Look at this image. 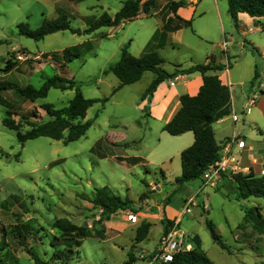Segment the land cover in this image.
Returning <instances> with one entry per match:
<instances>
[{"label":"rangeland","instance_id":"rangeland-1","mask_svg":"<svg viewBox=\"0 0 264 264\" xmlns=\"http://www.w3.org/2000/svg\"><path fill=\"white\" fill-rule=\"evenodd\" d=\"M124 1L0 0V40L4 41L0 45V69L6 59L14 61L16 54L23 53V50L30 56L29 61H16V67L8 74L0 71V83L38 88L47 77L65 75L66 79L74 81L84 98L106 99L87 110L85 120L92 121V125L85 136L68 144L39 137L27 140L21 146L16 132L1 124L6 110L0 106V237L3 227L7 226L8 230L9 225L15 224L12 213L19 214V223L28 221L34 229L43 230L36 237L45 234L43 241H36L34 246L40 258L48 261L52 254L49 241L57 235L51 225L58 219H68L86 227L91 234L82 241L70 264H124L128 253L135 257L133 264H163L154 259L159 252L164 224L149 218L151 225L146 238L135 243L134 237L135 222L139 218L137 213L153 216L164 212L176 216L169 220L173 224L168 232L174 230L177 238L189 246L197 236L201 250L213 264H264V233L257 232L251 222L244 221L242 210L257 207L264 216V199L236 201L230 178L236 173L232 172H227L226 179L220 178L221 183L216 180L199 188V181H194L175 188L174 179L181 173L180 153L192 142L187 146L184 139L187 137L169 135L163 131L164 122L150 115L153 95L145 99L141 97L153 79L152 73H145L139 82L124 86L113 95L111 93L119 81L112 73L104 74L119 60L125 45L132 56L149 51L154 44L152 36L160 31L158 25L161 27V19L168 13L167 5L178 0H157L154 10L146 14L141 10L130 21L113 28H100L90 35L63 31L47 35L42 41H33L18 34L19 23L35 29L43 20L62 15L67 17L71 28L83 31L103 14L112 18ZM145 1L141 0L140 4ZM195 4L194 18L190 27L183 28L180 45L173 41L161 51L162 69L171 71L172 59H177L182 67L202 64L207 51L220 45L224 37L232 38L228 53L234 56H229V69L240 59L243 61L232 71L233 76L237 78L243 74V68L256 65L257 76L254 77V68L250 67L253 72L249 83L254 87L258 83L261 89L264 88V57L252 50L248 43L249 49L239 52L235 42L243 39L227 11L226 0H198ZM254 33L248 34L246 39L264 44V35L260 37L262 32ZM72 47H77L79 58L61 68L58 60L62 51ZM47 55L50 58L44 60ZM13 90H4L0 94L19 108V115L14 119L21 133L28 129L27 122L45 123L49 120L40 105L51 104L55 109H62L74 96V90L51 89L46 98L32 103L17 99ZM241 90L243 87L233 80L231 94L235 105L241 100ZM30 112L35 113L34 119L25 121L21 118V114L26 116ZM251 116H242L245 122L237 124V130L246 140L251 139L248 129L256 134L248 124ZM253 116L264 131L262 115L255 111ZM216 131L219 144L224 138V130L217 128ZM187 134L193 141V134ZM256 135L261 140L259 134ZM235 159L240 161L237 154ZM54 162L57 164L51 166ZM252 165L255 175L264 176V150L256 152ZM237 166H241L240 162ZM96 188H107L110 194L128 200L129 209L118 210L109 219L93 203ZM194 194V198L184 202L185 197ZM168 196V210H162ZM125 214H130V220L124 219ZM206 219L215 225L225 249L212 240ZM119 223L128 227L121 230L117 227ZM97 233H103L104 240H99ZM12 242L10 248L18 263L33 264Z\"/></svg>","mask_w":264,"mask_h":264},{"label":"trees","instance_id":"trees-1","mask_svg":"<svg viewBox=\"0 0 264 264\" xmlns=\"http://www.w3.org/2000/svg\"><path fill=\"white\" fill-rule=\"evenodd\" d=\"M141 0H126L123 2L119 11L111 18L107 14H103L99 19L94 20L85 30L73 29L66 16L62 15L52 20H43L41 25L35 29L29 28L25 23L17 25L18 34L33 41H42L47 35L57 32L69 31L71 34L90 35L100 28L117 27L120 23L130 21L139 15L142 10L144 14L156 8L157 0H147L140 4ZM228 13L237 27V15L245 13L252 18H264V0H226ZM186 5V0H178L167 5L168 14L172 17L162 18V31H157L153 37L151 49L145 52L142 56L136 58L128 51V45L121 49L120 58L114 64H111L105 73H112L118 79V85L113 89L112 95L124 86L132 85L138 82L145 72L155 74V78L151 81L147 89L142 94L141 99L151 96L157 86L164 80L175 77L177 73L168 74L161 69L163 60L160 58L154 48L161 47L164 41L161 38L166 32H174L184 27H190L191 21L180 19L176 12L179 8ZM264 28V25H262ZM163 33V34H161ZM164 38V37H163ZM161 41V42H160ZM4 44L0 40V45ZM154 47V48H153ZM26 53V50H23ZM61 59L58 64L64 68L66 63L79 58L80 52L77 47L68 48L62 51ZM45 56V55H44ZM16 67V60L6 59L3 69L0 71L8 74ZM229 68L227 65L215 64L211 58L208 63L198 64L181 73L188 75L198 73L202 76V86L195 96L182 95L179 98L180 108L171 120L164 125L163 131H166L171 136H180L184 133L191 132L194 141L191 146L184 149L180 153L181 173L180 176L174 179L175 188H179L184 184L193 181H203V174L220 161V146L216 143L212 125L227 117L231 112V96L229 88L221 83L217 75H211L210 72H216ZM257 71H255V77ZM14 89L13 93L17 99L22 101L35 102L47 97L51 89H57L61 92L74 90V96L68 101L66 107L55 109L51 104H42L40 109L44 111L48 117L45 123L27 122L28 129L21 133L20 126L15 121L19 108L12 102L6 100L0 94V106L6 111L1 120V124L7 129L13 130L17 134V138L21 146L27 140L46 137L54 141H61L63 144L78 141L85 136L86 132L92 125V121H86L87 110L97 102H105L99 99H86L81 94L79 88L75 86L72 79H66L57 74L52 77H47L42 84L35 88L31 85L24 87H15L13 83H0L1 91ZM21 118L25 121L35 118V113L22 115ZM57 164L54 162L51 166ZM229 173V172H228ZM228 173L222 172L221 179H226ZM233 183L234 199L236 201H244L249 198L264 199V176H257L252 169L249 172L236 173L230 175ZM169 202L167 198L166 204ZM93 203L101 208L102 213L109 216V219L118 210L129 209V201L122 200L120 197L110 194L107 188L94 189ZM165 204V205H166ZM4 204H2V207ZM244 221L252 223L253 228L264 233V216H262L257 207L243 208ZM15 224L3 227L0 237V264H19L17 258L13 255L10 248L11 241L16 243V246L21 249L33 264H70L72 256L78 252L82 241L89 238L90 231L84 226H78L68 219H58L54 221L51 228L57 232V235L49 241V247L52 250L49 260H42L36 252L35 242H42L45 234L37 235L43 232L42 229H34L31 222H20L21 215L13 214ZM163 235L168 233L169 226L173 222L162 219ZM207 229L209 230L212 240L221 248H224L223 243L216 231L215 225L208 219L205 220ZM150 224L142 222L135 232V243H141L147 236ZM103 233H97L99 240H104ZM193 248L189 251H178L173 257V261L168 264H213L201 250V242L197 236H194L191 241ZM127 261L124 264H133L135 259L133 254H127Z\"/></svg>","mask_w":264,"mask_h":264},{"label":"crops","instance_id":"crops-1","mask_svg":"<svg viewBox=\"0 0 264 264\" xmlns=\"http://www.w3.org/2000/svg\"><path fill=\"white\" fill-rule=\"evenodd\" d=\"M196 1H198V0H187L186 5L184 7L179 8L176 12V15L180 19H183L186 21H188V20L191 21L194 18V13H195L194 5H197V4H195ZM217 11H218L217 13L219 14V16H221L219 9H217ZM227 11H228V9H227ZM169 17L173 18V15L168 14V15H165L164 18L167 19ZM161 21H162V19H161ZM162 25H163V23L161 24V27L158 25V29L159 28L162 29ZM262 25H264V18H259V19L252 18V17H249L245 13H239L237 15V27L235 25H234V27L237 28V32H238L239 36L242 37L243 40H242V42L236 41L235 44L237 45V47H239L240 53H244L245 49H249V47H247V44H246V43H248L252 50H255L256 52L259 53V55L261 57H264V44L259 43L255 39H251V41H248L246 39V36L248 34H255L254 32H262V34L260 35V37H262V35H264V28H262ZM249 28H251L253 31L249 32L248 31ZM161 29H159V30L162 31ZM182 31H183V29H180V30H177L174 32H166L164 34L161 33V34H163L161 41H164V44L161 47H157L158 51H156L161 59H162L161 51L164 49V47H166L170 44H173L172 43L173 41L176 42V45H180V41H181L180 35H181ZM225 39L228 43L226 50L222 49L221 44L213 46L211 48L212 51H209V52L207 51V53H205L204 62L202 64L208 63L209 58H211L215 64L227 65V63L229 62V56L230 55L234 56V55L233 54L229 55V53H228L229 49L232 46V43H231L232 38H229V39L225 38ZM143 54L144 53H141L140 55H135V56L133 55V56L138 58V57L142 56ZM49 58H50V56L47 55L44 60H48ZM262 59H264V58H262ZM172 60L174 61V63L170 62L172 69H171V71H168V72L166 71V72L168 74H173V73H177V74L175 75V77H173L171 79H167V82L165 84H163L161 82L157 86L156 90L152 94L153 98H152L151 104H150V115L153 118L161 119V121L164 122V125L167 124L171 120V118L176 114V112L180 108V101H179L180 96L188 95V96L192 97V96L197 95V93L199 92V89L203 83L202 76L198 73H192V74H188V75L181 73V71L187 70V69H189L195 65H198V64L193 63L192 65H190L188 67H182L178 63V61H176L177 59H172ZM242 62L243 61L240 59L237 63H235L232 66L233 68H231V69L226 68V69H224V71L220 70V71H216V72H210L209 74L217 75L219 80L221 81V83L229 88L230 96H231V112H230V114L227 117L215 122L212 125L215 140H216V136H217L216 135L217 134V131H216L217 128H218V130H224L223 131V134H224L223 140L219 144L216 141V143L221 148V150H220L221 158H224L226 156H232L235 158V154H237V156L240 158V161H237V163L239 164V162H240V165H241V166H239L240 172L245 174V172L247 170L255 169L254 166L252 165V163L254 161V156H255L256 152L259 150H264V131H262L260 129L257 119L254 118V116H253L254 112L258 111L260 113V115H262L261 116L262 119H264V88L261 89L260 88L261 85L258 83H257L256 87H254L253 83H249L251 81L252 72H253L251 68H254V77H255V71H257L256 65H254L253 67L249 65L248 68H243V74L242 75L240 74V76H238L237 78L233 76L232 71L237 67L238 64H240ZM254 62L255 61L253 60V64H254ZM163 63H164V60H163ZM58 65L60 67L62 66L60 64H58ZM161 69H162V67H161ZM145 73H148V72H145ZM152 75H153V79H154L155 74L152 73ZM62 77L66 78L65 75H63ZM233 80H234V82H236V84H240L241 87H243V90H241V92H240L241 100L239 101V103L237 105L234 104L233 97L231 94V90H232V86H233ZM171 83L173 85H171ZM248 83L250 85L247 86ZM259 93H260V95H262L261 98H259L260 97ZM252 99L254 100L253 101L254 103L250 104ZM251 108H252V110H251ZM250 114H252V116H251V118H249L248 124L251 127H253V129H255L256 134L257 133L259 134V136L261 137V140L257 139L258 136L254 133L253 130L249 131V129H248L249 136L251 137L250 140H246L244 135L242 133H239V130H237V124L245 122V120L242 118V116L250 115ZM226 123H227V125H225ZM242 127H244V126H242ZM248 128H250V127H248ZM187 133H191V132H187ZM187 133L180 135V137H187L184 139H186L187 146H189L191 144V142L193 143L194 138L192 141V139H190V138H188V136H186V135H188ZM235 136L244 141V146L242 148H239L235 143L229 144V140ZM218 182H220V180ZM189 183H192V182H189ZM199 183H200L199 188L206 186V185H204V180L202 182L199 181ZM184 185H186V184H184ZM196 194H194L193 196L189 195V196L185 197L183 199L184 202L186 200L194 198V196ZM167 207H168V203L162 208V210H166V209L168 210ZM159 213L155 214L153 216H151V214L146 215L143 213H140V214L137 213L139 218L135 222V225H137L136 228L142 222H147L151 225V223L148 220L149 218H154V220H156L157 222L160 223L162 219L172 220L176 217L175 215L170 214V213L168 215H166L164 212H163V215H160ZM177 216H179V214ZM117 227H119L121 230H123V228L126 229L128 226H126V224H124V223H119L117 225ZM159 229H161V226ZM161 233H162V230H160V234ZM190 244H191V247L193 248V244L192 243H190Z\"/></svg>","mask_w":264,"mask_h":264},{"label":"built area","instance_id":"built-area-1","mask_svg":"<svg viewBox=\"0 0 264 264\" xmlns=\"http://www.w3.org/2000/svg\"><path fill=\"white\" fill-rule=\"evenodd\" d=\"M249 32L253 31L251 28L248 29ZM227 41L224 38L221 46L223 50H226L227 48ZM29 55L26 53H17L15 56V60L17 62H25L29 61ZM38 58V57H36ZM171 85H173L171 83ZM254 100L252 99L250 104H253ZM236 144L239 148H242L244 146V141L239 139L238 137H232L229 140V144ZM237 171L240 172V168L237 166L236 159L232 156H226L224 158H221L220 161L216 162L213 166L209 167V169L203 174V180L204 184L211 183L213 184L216 180H220V176L222 172H232L237 173ZM249 172V170H248ZM247 172V173H248ZM264 174V173H262ZM115 214L111 216L114 217ZM130 214H125L124 219L130 220ZM159 252L156 254L155 259L163 264H168L173 261V257L176 252L178 251H189L191 249V246L187 244H183L178 238L175 233V231H170L167 234L160 237V244H159Z\"/></svg>","mask_w":264,"mask_h":264}]
</instances>
